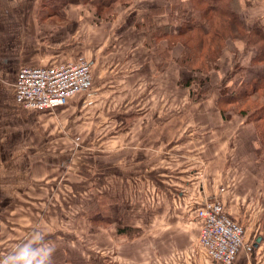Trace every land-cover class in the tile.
I'll return each instance as SVG.
<instances>
[{"label":"rangeland","instance_id":"374dc122","mask_svg":"<svg viewBox=\"0 0 264 264\" xmlns=\"http://www.w3.org/2000/svg\"><path fill=\"white\" fill-rule=\"evenodd\" d=\"M241 1L230 2L229 8L236 15ZM28 7L26 14L37 26L31 38L42 48L30 54L42 56L55 49L65 63L77 61L69 60L76 56L91 57L94 72L90 87L78 92L76 101L67 100L52 109L55 126L45 133V149L29 150L32 161L44 151L59 162L33 164L29 185L21 190L14 191L10 183L0 182V264H135L136 259L141 264H157L158 257L150 254V242L124 224H128L126 218L134 216L133 207L150 203L151 189L166 190L163 179L169 178L165 165L170 160L169 148L177 149L181 138L189 142L198 134V126H206L207 143L217 136L227 153L233 145L230 136L235 139V132L250 126L252 142L231 154L239 157L245 174L239 175L229 157L230 168H223L219 175L228 183L221 185L216 195L223 205L221 192L230 194L229 206L224 208L247 235L250 233V240L264 237V120L256 119V108L264 103V77L254 80L264 75V56L258 54L264 47L260 18L247 20V27L239 16L244 32L225 17L212 19L211 28L219 26V38L202 40L194 31L176 37L154 31L160 27L154 19L159 22V13L164 11L172 25L167 16L162 26L170 24L171 31L197 20L199 8L185 2L29 0ZM10 8L8 1L0 6L5 24L11 17ZM256 28L259 31L252 34ZM12 31L8 45L17 39ZM216 40L218 49L211 46ZM98 54L105 58L102 66ZM131 55V62L123 60ZM92 56H96V63ZM187 56L191 60L184 61ZM211 63L216 66L211 68ZM242 87L245 89L240 91ZM60 109L65 112L63 118ZM167 114L173 117L166 125ZM151 124L157 126L154 134L143 128ZM123 126L142 129L119 132ZM238 140L245 144L244 137ZM153 141L158 142L157 157L137 164L139 157L129 154L141 146L149 149ZM213 143L207 144L208 149L215 147ZM22 152L7 156L9 162ZM1 153L5 154L3 149L0 157ZM192 160L191 165H195L197 160L193 164ZM156 161L158 168L153 169ZM222 163L225 165V160ZM151 175L157 178L156 186L151 184ZM237 184L240 187L236 188ZM235 191L241 197L236 199ZM197 236L198 228L195 240ZM141 245L150 254L145 262Z\"/></svg>","mask_w":264,"mask_h":264},{"label":"crops","instance_id":"0c3cea01","mask_svg":"<svg viewBox=\"0 0 264 264\" xmlns=\"http://www.w3.org/2000/svg\"><path fill=\"white\" fill-rule=\"evenodd\" d=\"M5 1H8L9 5L12 4L13 8H10L11 17L8 24H5V20L0 18V149H3L5 153H1L0 157V182L4 181L6 185L10 183L11 186L15 187L13 189L15 191L29 185V181L31 180L30 168L36 162L41 161L49 165H55L59 162V159H56L55 156H51V154L44 151L38 152L37 161H32L30 156H28L30 149L38 147L45 149L42 145L43 142L47 143L45 133L55 126L52 116L53 108L39 110L24 107L16 102L14 82L17 71L23 65L50 66L65 61H63V56L55 49H50L47 53L42 51L41 53L44 52L46 54L42 56L30 54L32 52H39L42 48L38 42L31 38L32 33L37 32V26L33 22V19H30L29 15L26 14L29 8V0H17L15 1L17 2L16 5H14L15 2L11 3L10 0H0V6ZM241 2L243 3L238 15L246 23L247 27H249L247 20L252 21L250 18L255 17L260 18L259 25L264 24V0H242ZM16 7L18 11L14 14L13 11H16ZM159 14H161L162 18L159 22L157 18L154 19L156 26L164 25L167 20L166 11ZM6 25L7 28L4 31ZM12 29L16 32L17 39L15 43L12 42L13 44L8 45V36L13 34ZM2 31L5 34H2ZM1 35H3L2 38ZM5 37L7 39H4ZM76 57L69 60L84 59L92 62L91 57ZM95 57L92 56L94 63H96ZM96 58L99 59V66H102L105 58L101 57L100 59L99 54ZM126 58L127 60L125 61ZM123 60L131 62L132 55L123 57ZM93 72L94 66L93 69L91 68V73L93 74ZM139 79L137 78L136 81L138 82ZM91 80H93L92 75L88 88L91 85ZM122 80L123 78L119 81ZM123 84L126 85V82H123ZM78 94L70 96L67 103L76 101ZM69 113L67 117L70 116ZM59 116L65 117L64 110L60 109ZM202 116H205V112H202ZM172 117V114L166 115L164 119L166 125L168 120L172 121ZM143 128L146 133L151 134H154L157 130V126L153 124L144 126ZM120 129L125 130L124 132L127 129H135L138 132L141 131L142 127L123 126L119 128V132L121 131ZM250 130V126L245 125L241 131L235 132V139L230 136L229 139H232L233 145L228 147L229 152L227 153L226 147H224L225 150L222 149L218 141H216L217 136L212 137L213 142L216 144L211 141L207 143L206 126H198V134L193 135L189 142L186 141V138H181L180 141L176 142V145L178 143L180 145L177 149L169 148L170 160L166 164L163 163L167 167L166 174L169 177L166 178L165 176L163 179L166 182V190L158 189L156 186L157 178L155 177L154 179L152 175L149 176L151 184H154L157 188L150 190V203H143V205L133 207L131 212L134 216L130 217V219L126 218L128 224L124 225L135 229V233H140L141 237L143 236L147 242H150V254L158 257L157 264H162L161 262L163 264H215L207 259L197 245V239L195 240L198 228L195 219V207L204 197L218 194L219 187L228 183L226 178L222 180V175H219L223 168L226 170L230 168L227 159L229 157L232 158L231 154H234L232 150L237 153V151L244 149L248 143L252 142L250 141L252 130ZM240 136L244 137L245 144H242L238 140ZM121 139L118 136L119 145H122ZM209 143H213L215 147L208 149L207 144L209 145ZM157 145L158 142L153 141L149 143V149L141 146L137 152H131L129 155L130 157L131 155L136 156L135 158L139 157V161L136 163L144 165L146 164V159L149 160V158L157 157L159 150ZM18 150L23 151L22 156L9 162L7 156L12 158ZM191 158L193 159L192 164L197 160L195 165H191ZM233 158L232 165L235 168L236 164V169L240 171L239 175L245 174L242 172L243 168L240 166L239 157L236 155ZM217 159H221V161ZM223 160L226 162L225 165L222 163ZM158 165V161H156L153 169H157ZM144 171L147 172L148 170L144 168ZM168 179L172 182L171 184L168 182ZM238 187L240 186L237 184L236 188ZM234 195L236 199L241 197L239 191H235ZM221 198L224 203L223 207L228 208L230 194L226 190H223ZM228 215L230 216L229 213ZM129 220H132V222H128ZM249 235L250 233L248 235L245 233L246 239L251 241L253 245V250L250 253H247L243 249L239 250L231 264H264V237L257 236L252 241ZM141 247V254L142 256L145 255L143 262H145L150 257V254H146V249L142 245ZM140 250L136 253L139 258H141ZM136 254L133 256L136 257ZM136 261L135 264H141L138 259Z\"/></svg>","mask_w":264,"mask_h":264},{"label":"built area","instance_id":"2783aa9c","mask_svg":"<svg viewBox=\"0 0 264 264\" xmlns=\"http://www.w3.org/2000/svg\"><path fill=\"white\" fill-rule=\"evenodd\" d=\"M90 79L91 64L84 59L50 66L23 65L14 82L15 100L24 107L52 109L86 89ZM195 219L197 245L212 263L231 264L239 250H253L244 227L228 215L217 195L200 201L195 207Z\"/></svg>","mask_w":264,"mask_h":264},{"label":"trees","instance_id":"16d2710c","mask_svg":"<svg viewBox=\"0 0 264 264\" xmlns=\"http://www.w3.org/2000/svg\"><path fill=\"white\" fill-rule=\"evenodd\" d=\"M112 1H114V0H112ZM231 1L232 0H213V2L211 3L210 0H173L174 4L181 5L182 3L185 2V3L191 4L192 6L195 5L196 9L199 8L198 5H201V8L198 9L199 18L197 20L194 19V21L191 19L193 22L187 23L183 27L182 26L179 27L177 29V31L175 32V31H171L170 27H168L170 24L172 25V23L170 22L169 15L167 13L170 24L167 26H160V27L156 28L154 31L165 33L167 36H174V37H176L178 35H180V36L181 35H188V34H191L192 31H194V32L199 33L200 39H202V38L206 39V37H210V39H218L219 37L217 36V34H219L220 32L217 30V28H219V26L215 25L214 27L211 28L210 22L212 21V19L225 17L226 19H228V22L233 23L234 26L238 27L239 30H242L244 32L242 25H241V22L238 19L239 15L234 14V12L232 11V7L229 8V6H231V3H230ZM258 31H259V29L256 28V29H253L251 31V33L255 34ZM259 36H263V34L260 33ZM221 38L222 37H220V39ZM215 43L217 44V40L212 41L211 46H212V48L218 49V45L216 46ZM208 44H209V42L205 43V46H207ZM263 49H264V47L262 46L261 50L258 52L259 55L264 56ZM183 60L184 61L191 60V57L187 56V57L183 58ZM211 61H212V63H214V59H211ZM212 63L210 64L211 68H214L216 66V64L214 65ZM201 70H203V69H201ZM263 77H264V75L258 76L254 80H257V79L260 80ZM250 84H252L251 80L249 81V85ZM244 89H245V87H242L240 89V91H243ZM256 89L254 88L252 90L255 91ZM256 111H257L256 115H258V116H256V119L264 120V103L259 105V107L256 108Z\"/></svg>","mask_w":264,"mask_h":264}]
</instances>
